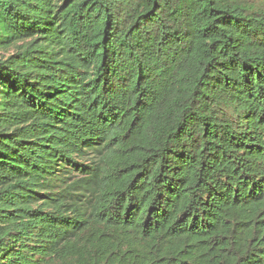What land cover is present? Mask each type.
<instances>
[{
    "label": "trees",
    "instance_id": "trees-1",
    "mask_svg": "<svg viewBox=\"0 0 264 264\" xmlns=\"http://www.w3.org/2000/svg\"><path fill=\"white\" fill-rule=\"evenodd\" d=\"M0 264H264V0H0Z\"/></svg>",
    "mask_w": 264,
    "mask_h": 264
},
{
    "label": "rangeland",
    "instance_id": "rangeland-1",
    "mask_svg": "<svg viewBox=\"0 0 264 264\" xmlns=\"http://www.w3.org/2000/svg\"><path fill=\"white\" fill-rule=\"evenodd\" d=\"M8 54V53H7Z\"/></svg>",
    "mask_w": 264,
    "mask_h": 264
}]
</instances>
